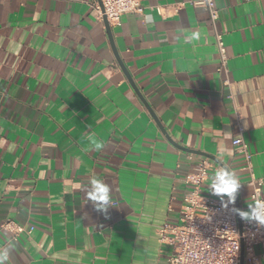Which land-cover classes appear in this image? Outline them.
I'll return each instance as SVG.
<instances>
[{
    "label": "crops",
    "instance_id": "1",
    "mask_svg": "<svg viewBox=\"0 0 264 264\" xmlns=\"http://www.w3.org/2000/svg\"><path fill=\"white\" fill-rule=\"evenodd\" d=\"M95 1L0 0V249L15 245L10 264H169L159 229L180 223L201 159L236 173L241 211L254 203L232 144L239 123L264 180V0H215L228 75L194 0H142L144 14L123 15L110 35ZM192 31L200 39L185 42ZM93 177L112 189L106 213L86 198Z\"/></svg>",
    "mask_w": 264,
    "mask_h": 264
},
{
    "label": "built area",
    "instance_id": "2",
    "mask_svg": "<svg viewBox=\"0 0 264 264\" xmlns=\"http://www.w3.org/2000/svg\"><path fill=\"white\" fill-rule=\"evenodd\" d=\"M191 4L204 9L214 31L215 45L219 54L218 73L229 74V57L224 34L219 30L220 12L215 0H194ZM98 19L110 27L118 26L125 14H144L142 0H96L93 5ZM178 5L176 9H179ZM160 11V9H159ZM161 12V11H160ZM240 137L233 141L234 148L245 156L246 170L250 172L249 184L253 188L252 199L264 201V180L254 174L252 155L249 145L243 137V128L239 123ZM221 167L208 159H201L193 171L186 176L185 182L192 191L184 198L181 221L176 226L168 224L159 229L160 242L168 243L172 248L169 264H241L242 242L245 246V262L259 264L256 247L262 248L264 257V226L257 222L242 220L240 231L236 200L223 206L221 198L202 193V187L211 173ZM224 197V201H227ZM12 223L6 226L15 233L24 229H12Z\"/></svg>",
    "mask_w": 264,
    "mask_h": 264
},
{
    "label": "clouds",
    "instance_id": "3",
    "mask_svg": "<svg viewBox=\"0 0 264 264\" xmlns=\"http://www.w3.org/2000/svg\"><path fill=\"white\" fill-rule=\"evenodd\" d=\"M185 42H194L200 39L199 31H192L189 35H184ZM92 146L96 150H102L104 143L102 141L92 140ZM241 188V183L234 171L227 167H222L217 170L211 178L209 191L221 198L223 206L227 208L228 204H234L238 190ZM84 192L86 198L91 201L97 211L107 212L112 207L113 197L112 189L103 180L93 177L89 184L85 186ZM227 197V201H224ZM249 211L234 210L238 215L249 222H257L264 226V201L256 200L254 203L248 204ZM15 245H9L0 249V264H10L11 251Z\"/></svg>",
    "mask_w": 264,
    "mask_h": 264
},
{
    "label": "water",
    "instance_id": "4",
    "mask_svg": "<svg viewBox=\"0 0 264 264\" xmlns=\"http://www.w3.org/2000/svg\"><path fill=\"white\" fill-rule=\"evenodd\" d=\"M105 25H106L107 31H108V33L110 35L111 34V28H110L109 24L107 23V21H105ZM121 66L123 67L122 64H121ZM123 70L126 73V75L128 76V78H129L130 82L132 83L135 91L140 95L139 91L134 86L130 75L128 74V72L126 71V69L124 67H123ZM151 114L153 115V117L155 118V120H157L152 111H151ZM236 205H237V210H240L241 211L238 193H237V196H236ZM238 221H239L240 231L242 233V218L239 215H238ZM241 264H245V246H244V243L243 242H242V252H241Z\"/></svg>",
    "mask_w": 264,
    "mask_h": 264
}]
</instances>
